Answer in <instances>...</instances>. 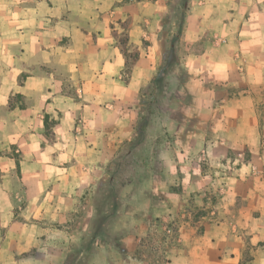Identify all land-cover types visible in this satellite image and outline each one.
Segmentation results:
<instances>
[{"label": "crops", "instance_id": "crops-1", "mask_svg": "<svg viewBox=\"0 0 264 264\" xmlns=\"http://www.w3.org/2000/svg\"><path fill=\"white\" fill-rule=\"evenodd\" d=\"M172 8L0 0V264H264V0Z\"/></svg>", "mask_w": 264, "mask_h": 264}, {"label": "rangeland", "instance_id": "rangeland-1", "mask_svg": "<svg viewBox=\"0 0 264 264\" xmlns=\"http://www.w3.org/2000/svg\"><path fill=\"white\" fill-rule=\"evenodd\" d=\"M189 1L191 0H173V8L169 12V14L172 16H182L184 14V11L181 9L183 6H186ZM180 35L181 32L178 30L177 33H175V37L172 40L174 44V49L178 48L177 46L180 43ZM133 48H130V51L132 52ZM133 58H131L132 60ZM180 58L177 55L172 56L169 58V61L165 65V68L162 72L161 78L159 79L157 83V91L156 95L160 96L163 95L164 93V87L166 86V75H168L169 70L174 69L177 64H179ZM128 162H125V165L123 166V169L121 170L122 174L120 176V179L122 180L123 177L125 176V173L128 170ZM121 192V184H110V182H107L103 184V186L100 188L98 191V194L100 195H110V196H118ZM118 202L115 200H109L105 202V206L109 208L108 216L104 218V226L100 225V218H96L94 222V233L93 235H89V237L86 239V243L84 246L78 247L72 254L74 257V264H86L87 259L89 256L96 250V242L103 240H112V233H111V228H112V223L113 219L115 218V209H118ZM84 219L79 220V225L80 223L83 224ZM97 225H99L97 227ZM102 232V235H101Z\"/></svg>", "mask_w": 264, "mask_h": 264}, {"label": "trees", "instance_id": "trees-1", "mask_svg": "<svg viewBox=\"0 0 264 264\" xmlns=\"http://www.w3.org/2000/svg\"><path fill=\"white\" fill-rule=\"evenodd\" d=\"M120 43H121V45H122V47H123V50H124V48H125V44L127 43L126 42V40L125 39H121V41H120ZM128 50V49H127ZM130 50V49H129ZM138 57H139V54H138V50L137 49H133L132 50V52H130L129 54H127V62H126V68H125V77H126V79H127V81H129V79H130V77H131V75H132V72H133V68H134V66H135V63H136V61H137V59H138ZM131 58H133L132 60H131ZM148 124H147V121H145V122H143V123H141V130H142V132H143V129L147 126ZM143 139H144V135H143V133L141 134V137H140V141H143ZM117 202V201H116ZM118 204V203H117ZM115 210H117V209H115ZM116 213V212H115ZM108 215H106V216H104V217H99L100 219L99 220H101L100 221V225L101 226H104V222H103V220H104V218H106ZM99 225H97V227H98ZM101 235H102V232H101ZM68 264H74V261H72V262H70V263H68Z\"/></svg>", "mask_w": 264, "mask_h": 264}, {"label": "built area", "instance_id": "built-area-1", "mask_svg": "<svg viewBox=\"0 0 264 264\" xmlns=\"http://www.w3.org/2000/svg\"><path fill=\"white\" fill-rule=\"evenodd\" d=\"M168 233H169V234H172V230H170V228L168 229Z\"/></svg>", "mask_w": 264, "mask_h": 264}]
</instances>
